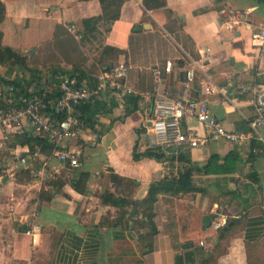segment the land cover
I'll use <instances>...</instances> for the list:
<instances>
[{
    "label": "crops",
    "instance_id": "crops-1",
    "mask_svg": "<svg viewBox=\"0 0 264 264\" xmlns=\"http://www.w3.org/2000/svg\"><path fill=\"white\" fill-rule=\"evenodd\" d=\"M2 1L4 46L35 49L43 57L45 51L47 57L65 47L63 28L86 50V55L79 51L88 66V35L104 31V46L122 49L118 60L128 61L133 38L155 32L158 25L171 33L168 25L177 23L195 55L186 51L182 63L173 59L170 83L180 84L187 54L198 60V91L209 83L224 87L226 96L207 95L214 114L228 129L251 137L240 145L211 140L193 149L182 147L180 153L162 149L166 156L160 160L135 159L136 145L140 153L148 147L139 130L151 111L155 80L153 90H143L133 81L132 69L128 83L138 92L136 108L133 103L120 108L105 92L99 99L104 113L94 116L103 133L99 140L91 128L59 141L47 133V141L31 151L16 143V136L6 138L0 127V264H264V125L258 132L250 125L256 114L253 89H264V43L252 37L254 30L264 29V0H147V5L146 0H125L120 18L107 30L100 0ZM90 18L96 21L86 26ZM0 72L7 73L5 66ZM6 76L13 78L12 73ZM128 108L133 110L128 113ZM188 126L205 132L195 118ZM232 150L241 158L237 172L195 173L194 190L159 192L151 209L143 203L153 181L178 177L190 165L179 158L181 153L205 163L213 153L225 156ZM64 151L80 152V166L61 161ZM113 174L137 184L125 191ZM108 193L131 204L104 203ZM145 208L156 227L153 238ZM221 214L229 219L223 232L205 225V216L213 222ZM34 223L40 230L33 235L28 229Z\"/></svg>",
    "mask_w": 264,
    "mask_h": 264
},
{
    "label": "built area",
    "instance_id": "built-area-1",
    "mask_svg": "<svg viewBox=\"0 0 264 264\" xmlns=\"http://www.w3.org/2000/svg\"><path fill=\"white\" fill-rule=\"evenodd\" d=\"M252 37L264 43V29L254 30ZM189 65L183 71L178 86L170 83L176 62L167 59L163 67L155 66V90L152 93V107L142 126L148 147L162 148L166 151L180 148L193 149L211 140L225 139L235 145L245 143L251 133L228 129L214 114L207 95H227L224 87L215 84L202 85L198 91L196 83L201 67L199 61L187 54ZM131 65L126 60H117L111 67L97 75V81L91 83L83 79L79 71L63 72L59 78V97L47 100L40 93H26L15 85L0 87V127L6 138L25 133L45 135L50 133L55 140H62L89 128L80 119L77 107L81 104L101 99L105 92L114 98L117 105L124 109L130 97L138 92L129 85ZM256 114L250 120L254 131L264 125V89H253ZM49 106L53 112L49 111ZM66 114L61 121L56 114ZM104 113V109L100 111ZM190 118H195L205 129L201 134L188 126ZM97 136V134H96ZM80 152L64 151L59 154L61 161L73 167L80 166ZM26 161L22 158V162ZM228 215L221 214L212 222L218 230L228 223ZM40 230L34 223L28 233L33 235ZM204 245V242H201Z\"/></svg>",
    "mask_w": 264,
    "mask_h": 264
},
{
    "label": "rangeland",
    "instance_id": "rangeland-1",
    "mask_svg": "<svg viewBox=\"0 0 264 264\" xmlns=\"http://www.w3.org/2000/svg\"><path fill=\"white\" fill-rule=\"evenodd\" d=\"M109 23L110 22H106L102 25L105 30L108 29ZM154 25L157 26L158 24L155 22ZM157 27L155 32L142 33L136 36V38H133L132 46L126 52L125 56L133 66V81L143 90H153L155 80L153 68L155 65L163 67V64L168 58L182 63L183 60L181 59L186 51L190 52L193 56L195 55L192 49V41L182 33L177 23L173 22L168 25L171 33L166 32L159 25ZM62 30L66 35V31L64 32L63 28ZM65 35L63 37V40L66 42V44H64L65 47L61 49L56 47V50L50 51L47 57L45 51L43 54L44 57L38 55L36 51L33 54L27 51L22 52L26 56L23 59H19L17 65H12V59L5 60L3 63L5 71L14 66L11 72L13 74V79H19L21 84L30 87L32 90L45 89L53 91L57 89L59 85L58 76L63 72L88 69V72L92 76H95L101 73L100 70L102 65L116 62L117 59L120 58V56L117 58L116 51L107 49L104 46V31L99 30V33H94L90 37L89 35L87 36L91 43L85 46L88 47L92 57V62L88 66L83 63L86 50H83L79 43L76 45L68 35ZM91 37H93V39H91ZM79 50L84 54L83 57ZM142 139L144 143H147L145 136H142ZM21 168H23V166L19 168L23 171L24 169ZM122 186L125 191H132L136 185L123 182Z\"/></svg>",
    "mask_w": 264,
    "mask_h": 264
},
{
    "label": "trees",
    "instance_id": "trees-1",
    "mask_svg": "<svg viewBox=\"0 0 264 264\" xmlns=\"http://www.w3.org/2000/svg\"><path fill=\"white\" fill-rule=\"evenodd\" d=\"M103 5V17L105 21L107 22H113L120 18L121 15V6L125 2V0H100ZM147 5V0H146ZM149 5V4H148ZM158 6L165 5L164 2L157 3ZM117 7V8H116ZM6 14V6L5 3L0 0V23L4 20ZM96 21L93 18L86 19L85 24L86 26L89 25L91 22ZM138 27L135 26L134 30H136ZM2 37L3 32L0 29V65L4 66L3 63L6 59H12V65H17L19 62V59H23L26 55L22 53L20 50L15 49L10 46H4L2 44ZM107 49H111L117 52V58L121 54L124 53L122 49L113 47V46H105ZM16 59V60H15ZM118 60V59H117ZM114 62H110L108 64L102 65L101 72L109 69L111 65ZM13 67H10L7 70V73H11L13 70ZM77 70H73L70 72H74ZM81 73V76L83 79H88L91 83H95L97 81V75L92 76L91 74L87 75V73L82 70L79 71ZM6 73V74H7ZM6 74H2L0 72V85L6 86V85H15L16 87H19L22 91L26 93H30L31 91L40 93L41 95L45 96L46 99L49 100H57L60 93H59V85L56 90L49 91L45 89H36L32 90L30 87H26L23 84H21V81L19 79H13L8 78ZM97 101L94 102H88L81 104L77 107V112L80 115V119L85 123V125L92 130H95L98 134V140L101 138L102 132H99L96 129V122L94 121V116L97 112H100L102 110V105ZM136 99L134 96L130 97V99L127 101L126 106L130 105L131 103L134 104L133 108H136L135 105ZM131 106V105H130ZM133 110L132 108H128V113ZM49 111L53 112V109L49 106ZM57 119L59 121L63 120L65 118L64 114H56ZM145 128L142 127V129L139 130L140 133L144 132ZM47 141V136L45 135H33L31 133H25L22 135H16L15 142L22 145H29L31 147V151L34 150L35 145H42ZM138 145L135 147L134 152V158L139 159L142 156L146 157H152L156 158L158 160L163 159L165 155V151L162 150V148H155V147H147V149L140 153L137 151ZM176 152L180 153V150H176ZM179 158L181 160L187 161L190 165L179 174L178 177L169 178L166 177L159 181H153L150 186V191L146 199H144L143 203L146 204L147 209H151L153 207V204L158 199V193L159 192H166L173 195L179 194L180 192H187L190 190H194L196 188L195 182H194V174L199 173L203 175H226V174H233L237 172L239 167V162L241 160L240 155L237 151L232 150L227 155L221 156L218 153H213L208 160L205 163H198L196 161H193L192 159L188 158L186 155L182 154L179 155ZM113 181L118 184H122L123 182H127L132 185H136V181L132 179H125L117 174H113L112 176ZM104 203H111L115 206H126L128 204H131V200L127 198H121L116 197L114 194L108 193V195L103 196ZM147 209H144V214L150 218V223L152 225V233L150 234V238H153V236L156 234V227L152 221V213L147 211ZM229 225V223H228ZM221 231L224 230L221 228ZM191 236H185L184 238H189Z\"/></svg>",
    "mask_w": 264,
    "mask_h": 264
},
{
    "label": "water",
    "instance_id": "water-1",
    "mask_svg": "<svg viewBox=\"0 0 264 264\" xmlns=\"http://www.w3.org/2000/svg\"><path fill=\"white\" fill-rule=\"evenodd\" d=\"M29 53L33 54L35 52V49H31L28 51ZM204 223L207 227H209L212 223V218L210 216H205L204 217ZM227 228V227H226Z\"/></svg>",
    "mask_w": 264,
    "mask_h": 264
}]
</instances>
